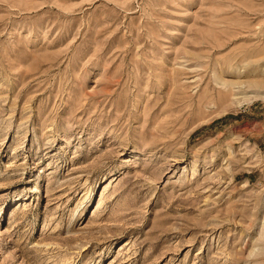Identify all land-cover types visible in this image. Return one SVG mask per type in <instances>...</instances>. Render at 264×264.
Listing matches in <instances>:
<instances>
[{
	"label": "rangeland",
	"instance_id": "374dc122",
	"mask_svg": "<svg viewBox=\"0 0 264 264\" xmlns=\"http://www.w3.org/2000/svg\"><path fill=\"white\" fill-rule=\"evenodd\" d=\"M0 264H264V0H0Z\"/></svg>",
	"mask_w": 264,
	"mask_h": 264
}]
</instances>
